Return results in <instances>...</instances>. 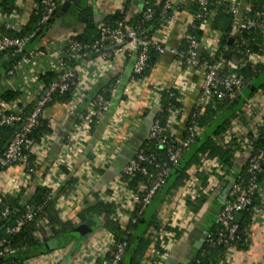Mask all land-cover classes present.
<instances>
[{"label":"trees","instance_id":"16d2710c","mask_svg":"<svg viewBox=\"0 0 264 264\" xmlns=\"http://www.w3.org/2000/svg\"><path fill=\"white\" fill-rule=\"evenodd\" d=\"M133 1L125 0L123 9L107 16L102 28L113 30L118 23L125 22L137 32L140 39L149 44L164 25L171 9L164 10V2L158 3L157 0H143L141 10L127 18ZM219 2L220 0H211L210 8L219 4ZM247 3L251 7V12L247 13L246 17L254 23V26L249 29H242L234 36L229 35V30L227 32L221 30L223 21L230 20L229 15L222 7L218 8L215 16H211L209 13L204 16L200 8L192 4L191 14L196 18L188 25L186 37L200 43L202 36L200 26L203 22L209 23L212 31L221 33L217 44L218 51L214 56L209 55L207 50L200 46L198 53L199 64L193 70L196 73L203 72L202 74H204V66L206 65L222 63L223 67L216 72L217 82L212 84L205 92H200L199 95H205L206 103L196 109L192 107L185 119L183 129H180L178 124L171 127L169 125L172 112L177 113L175 120L178 123L181 118L183 105L182 96L178 90L170 89L158 92L160 110L154 116L153 123L163 128L164 132L160 135V138L146 139L135 153L132 159L137 163L138 170L133 173L120 174V181L125 184V188L137 196V202L129 212L130 219L128 222L122 226L115 219L119 209L117 204L113 201L103 202L99 199L94 200L92 203L83 202L75 215L78 224L73 223L71 220H62L56 207L57 202L60 198H67L73 193L77 182L66 171L65 166L61 165L59 168L65 171L67 179L63 186L55 192L39 186L34 187L29 192L28 188L30 187L27 186V188H21L15 194L5 193L0 195V241L4 240V247L13 251L11 254L6 253L0 257V264H25L31 258L66 247L73 248L77 253L79 248L86 243L87 234L92 229V227H87L86 225L89 221H93L95 225L100 224L99 228L112 237L113 246L110 251L103 254V259H111L117 254L121 257L124 248L128 246L127 254L121 264H159V257L165 253V250L161 247L163 242L158 237H154L163 225L157 217L158 208L164 204L171 207L170 202L172 199L177 196L178 191L190 180L188 172L193 166L197 167L204 162L216 159L221 169L229 174L236 162V147H221L217 142V138L227 132L234 120L243 119L241 112L243 99L240 98L237 103H232L230 107L229 104L236 98V93L230 94L223 100H218L214 92L219 89V83L230 73H236L245 80V88L242 92L243 97H252L256 92H260L264 97V66L249 62L252 55H261L264 48L263 21L255 18V12L264 7V0H247ZM36 5L37 8L34 15L18 31L0 28V41L4 39H27L24 53L25 50L32 49L35 42L49 29L53 20L49 18L46 22H42L43 7L41 0H36ZM147 9L150 10L149 19L145 18ZM0 10L7 15L15 11L16 7L12 0H1ZM91 27L92 24L89 21L84 34L73 38L85 47L81 58L64 59L63 70L56 73L48 71L38 77V82L42 89L47 90L51 85L58 83L59 77L64 71H70L71 73L66 82L68 85L66 90L56 88L45 98L42 116L38 120V125L29 134L32 145L26 148L24 154L26 155L27 163L25 171L30 176V182L37 174L43 176V169H46L48 165L35 164V157L29 150L39 145L44 137L52 135L48 121L49 117L45 118V116L49 115L48 111L54 106L65 108L72 100L74 90L78 85V77L74 69L89 59L94 52L92 45L102 33L101 28L92 38L91 33L88 31ZM188 38L184 40L180 51L179 60L182 71L187 69L186 52L190 42ZM229 39H232L231 44L228 43ZM71 41L72 38L66 41L65 50H67ZM105 43L108 47L112 45L109 39ZM106 48L102 51L109 57L111 52H106ZM225 51L229 52L228 57L223 55ZM17 54L18 52L15 48L0 53L1 79H11L17 74V62L19 60L14 61ZM161 54L153 46L148 45L147 60L143 71L138 75L132 74L131 77L135 80L143 81L156 65ZM231 66H233V69ZM121 82L113 78L97 93L87 96L93 108V114L89 117L90 134H94L99 129L110 105L114 106L123 99L122 96L120 97V93L123 92V88L119 87ZM23 96V91L12 89L5 90L0 94V102L8 106L15 104V107L21 110L18 114L20 118L18 122H13L9 125L0 124V156L17 134L24 119L35 104V102H31L22 108L20 103L23 101ZM105 107L107 108L106 110H104ZM0 111V122L3 117L12 114L9 110L0 109ZM189 127H194L197 130V136L190 135L188 132ZM178 138L189 141L187 150L175 142ZM257 147L264 150V133L259 136ZM175 150L182 154V158L176 164L169 159ZM140 156L145 158V160H139L138 157ZM18 165L0 166V175L5 174L8 169ZM19 166L22 171L23 167ZM142 168L145 169V173L140 170ZM243 176L246 182L249 176L244 173ZM196 177L201 182V186L206 185L207 176L204 172L196 173ZM256 183L258 190L252 197V204L242 214L238 223L236 239L228 244L217 243V236L224 229L218 224H208L205 231L206 234L210 235V241H203L202 246L195 250V255L191 259L190 264H219L228 248L232 247L239 251L247 249L249 226L252 222L254 210L262 207L259 194L264 188V170L257 177ZM156 184H159L160 188L156 190L150 204L141 211L143 197ZM141 189L142 191L139 192ZM205 201L206 197L201 195L194 201L188 200L186 206L192 214H197ZM27 207L31 210L32 218L24 222L18 233L7 235L5 230L22 218ZM5 210L8 211V214L2 216ZM47 228L49 229V234L46 231ZM164 230L172 232L174 240H179L181 237L179 226L172 228L166 226ZM204 237L205 234L203 239ZM132 238L134 240L131 242ZM163 241L166 242V239ZM152 250L159 253L155 260L149 259V254Z\"/></svg>","mask_w":264,"mask_h":264},{"label":"crops","instance_id":"0c3cea01","mask_svg":"<svg viewBox=\"0 0 264 264\" xmlns=\"http://www.w3.org/2000/svg\"><path fill=\"white\" fill-rule=\"evenodd\" d=\"M75 1L73 0L71 7L64 15L54 14L49 29L31 49L42 53L41 58L37 59L35 64L30 67L32 70H36L39 75L48 71L58 72L56 61L64 50L66 41L83 35L89 21L92 27L88 31L93 38L102 28L107 16L123 9L125 0H78L80 2L78 10L74 8ZM136 1L138 4H132L127 18L141 10L143 0ZM165 1L167 0H157L158 3ZM169 1L173 6L170 15L154 37L162 43L163 52L156 65L140 84L134 86L129 84L137 52L130 48L118 52L113 46L108 47L106 52H111V55L105 60H102L99 55H90L87 61L80 64L79 78L82 79L80 84L82 88H79L81 91L76 97V103L65 108L54 106L48 111L49 115L45 116L46 119L49 117L52 135L49 137L46 154L41 163L45 166L48 165L46 169H43V175L46 176L52 172L54 181L58 183L62 180L60 185L63 186L67 179L65 171L59 168L63 165L77 182L73 193L67 198H60L57 202L59 216L64 221L71 220L78 224L75 215L83 202L92 203L96 199L103 202L113 201L120 207H128L130 203L129 191L118 182L117 178L148 137L154 116L160 110L159 91L175 89L183 95H181L183 108L178 126L183 129L185 125V119L195 103L203 82V72L196 73L191 70L186 73L180 69V51L187 38V27L193 20L192 0ZM12 2L16 7L15 11L5 15L0 10V28L18 31L34 15L37 8L36 0H12ZM200 30L202 31L199 43L201 48L208 51L207 42L210 40L217 46L221 37L220 32H215L214 36L209 38L211 31L209 23L200 27ZM24 73L25 70L17 71V74L11 79L0 78V94L8 89L23 91L24 98L20 103L22 108L28 103L35 102L46 92L40 84L36 88L29 89L26 80H24ZM113 78L122 81L119 87L123 89L129 85L128 93H120V97H123L122 100L127 98L128 105L122 106L120 104L122 100L114 106L110 105L99 129L94 134H90V129L87 132L86 123L89 126V117L93 114V108L87 96L97 93ZM15 106L14 104V110H18ZM21 173V167L18 165L8 169L5 174H1L0 192L11 190ZM259 195L262 203L261 213L258 216H252L247 249L239 251L235 248L231 250L228 248L219 264L264 263V188ZM175 200L176 197L170 202L171 207L162 205L157 211V217L163 224L157 234L161 232V235H164L162 241L166 239V243L169 242L171 245L168 250L164 249L165 253L159 257V264L190 263L195 255V250H197L194 248V244L200 240L204 241L205 225L211 224L212 217L210 219L203 218L201 221L192 219L187 224H185L186 221L174 217L176 203L173 201ZM166 226L170 228L179 226L181 232L179 240H174V234L164 230ZM91 227L86 242L93 237L100 236L104 240L100 246L103 253L106 252L113 244L112 238L99 228L100 224ZM58 250L63 251L64 255L61 261L67 259V264L80 256L79 253H81L80 248L77 253L70 247ZM149 259L155 260L156 258L149 257Z\"/></svg>","mask_w":264,"mask_h":264},{"label":"built area","instance_id":"2783aa9c","mask_svg":"<svg viewBox=\"0 0 264 264\" xmlns=\"http://www.w3.org/2000/svg\"><path fill=\"white\" fill-rule=\"evenodd\" d=\"M63 1L64 0H41V5L43 7L42 22H46L50 18V16L53 15L56 7L59 6ZM210 1L211 0H192V3L200 8L202 15L204 16H206L208 13L211 16H215L218 12V8L222 7L230 17V36L236 35L242 29H249L254 26V23L246 17V14L251 12V7L247 3V0H220L219 4L214 5L212 8H210ZM172 7L173 6L171 1L167 0L164 2V10L172 9ZM149 14L150 10L147 9L145 16L146 19H149ZM195 18L196 17H192V19ZM255 18L261 19L263 21L264 28V7H262L261 10L255 12ZM205 25H207V23L203 22L200 27L202 28ZM101 32L102 33L99 39L92 45L93 51L100 52V58L102 60H105L107 58V55L104 54L102 50L108 47L105 45V42L108 39L112 43L110 47L113 46L114 49L118 52L123 51L125 48H130V50L136 51V58L132 66L133 75H138L143 71L147 60L148 45L153 46L160 53L163 52V47L161 45L162 43L160 41L153 38L148 44L144 40L140 39L137 32L125 22L118 23L116 28H114L113 30L102 28ZM214 33L215 32L211 30L209 32V38H212L214 36ZM189 40L190 42L186 52V73L195 69L196 66L199 64L198 53L200 51V44L193 39ZM26 41L27 39H4L0 41V53L11 48H15L18 53H21L19 61L17 62V71L25 70L24 80H26V85H28V88L31 89L33 87L36 88V86L39 85V73L36 70H32V68L30 67L35 64L37 59L41 58L42 53L37 50L31 49L27 51L25 50L24 53ZM84 48L85 47L82 44L72 38V41L70 42L67 50H65L64 46V50L62 51L59 58H57L56 68L58 72H60L64 68V59L81 58ZM207 48H209L207 52L211 56H214L218 51L217 46L213 44L211 40L207 42ZM249 62L251 64H260L264 66V48L262 50L261 55H252L249 59ZM81 65L76 66V68L74 69L78 77V85L74 90L72 100L69 102L68 105L76 103V97H78L79 91H81V89L79 88H82L80 85L82 79L79 78V74L81 73L79 67ZM222 67V63L204 66L203 82L200 86L198 96L193 106L195 109L201 105H205V95L201 96L199 94L200 92H205L212 86V84L217 82L216 72ZM231 68L233 69V66H231ZM70 76V71H64V73L59 77L58 83L51 85L42 97L37 98L35 100V104L32 110L24 119V122L19 128L17 134L7 145V148L0 156L1 167H7L13 164H19L23 167L22 173L16 179L17 181L15 182L13 188L8 191L0 192V195H4L5 193L15 194L21 188H27V186L30 187L28 188L29 192H31L33 188L37 186L41 188L50 189L52 192H55L61 188L60 182L62 180L56 183L53 178L54 174L52 172L48 173L46 176H41L40 174H37V176H35L34 179L30 182V176L25 171L27 168V163L26 155L24 154V152L28 146L32 145V142L29 138V134L38 125V120L42 116V112L45 105V98L56 88H59L60 90H66L68 86L66 82ZM141 82L142 80H135L132 77L129 80L130 86L140 84ZM219 85V89L214 92V95L218 100H223L227 98L230 94L234 93L240 94V98L243 99L241 107L243 119L234 120L231 123L227 132L217 138V142L221 147H236L235 165L231 169L229 174L221 169V166L219 165L216 159L204 162L197 167L193 166L188 172L190 180H188L185 186L178 191L176 200L173 201V203H176V211L174 209V217H178L184 220V222L186 221L185 224L190 223L192 219H195V221H201L203 218L210 219L212 217V219L210 220L211 223L218 224L224 229L223 232H220L218 234L217 243L228 244L229 242L236 239L238 224L233 222L234 217L236 214L242 215L252 204V197L258 190L256 183L257 177L262 174L264 170V150L257 147V141L259 140V136L264 133V97L261 95L260 92H256L252 97H243L242 92L245 88V80L242 76H239L236 73H230L222 82L219 83ZM128 86L127 88L125 87V89H123V92L125 94L130 91ZM179 94L182 95L181 93ZM120 104L122 106H127V98L126 100H122ZM0 109L9 110L12 112L11 115L2 118L0 122L1 125H9L13 122H18L20 120L18 116L20 110H14L13 105L8 106L0 102ZM106 109L107 108L105 107L104 110ZM176 114L177 113L172 112L170 115V127L178 124V121L175 120ZM86 126L88 132L89 126L87 123ZM163 132V128H161L158 124L152 123L149 128L147 139L160 138V135ZM188 132L190 133V135L197 136V130L194 127H189ZM49 137L50 136L44 137L39 145H37L34 149L29 150V152L35 157V164L39 165L42 163L43 157H45L46 154V146L49 142ZM161 142L163 141L161 140ZM175 142H177V144L185 150H187V148L189 147L188 140L178 138ZM181 158L182 154L175 150L170 155L169 159L172 163L176 164ZM138 159L145 160V158H143L142 156L138 157ZM136 170H138V165L134 159H131L128 164L124 167L122 172H120V174L133 173ZM140 170L143 173L146 172L143 168ZM201 172H204L207 176L205 186H201V182L196 177V173ZM243 173L248 174L249 176L246 182L244 180ZM120 174L117 178L118 182L125 186V184L120 181ZM231 178L233 179L231 188L224 202L220 204L218 203V198ZM159 186V184L154 185L143 197L141 211L150 204L151 199L153 198L156 190L160 188ZM141 191L142 189L139 192ZM129 194L130 203L128 207H120V205H118L119 209L115 216V219L122 226H124L130 219L129 212L137 202V196L130 193V191ZM201 195L206 197V201L197 214H192L189 208L186 206V202L188 200L194 201ZM164 205L167 206L166 204ZM122 210H125L126 212L123 213ZM260 213L261 208H258L254 210L253 215L255 217L258 216ZM6 214H8L7 210L2 213V216H5ZM31 218V210L27 207L25 210V214L22 216V218L18 219L13 226L7 228L5 230V233L7 235L18 233L20 231V228L23 226L24 222L30 220ZM207 226L208 224L205 225V228ZM48 230L49 229L47 228L46 231L49 234ZM204 234V241H210V235L206 234V231ZM107 235L110 236L109 234ZM163 236L164 235H161V232L155 234V237H159V240L161 241ZM103 241L104 240L100 236L96 238H91L82 246L83 248L80 247V256L70 261L68 264H118L120 260L119 254L115 255L111 259H103V254L105 252L103 253L102 248L100 246ZM4 243V240L0 241V257H2L6 253H13L12 250L4 247ZM112 246L113 244L110 246L109 249H107L106 252L110 251ZM161 247L163 249L168 250L169 248H171V245L169 242H163V244H161ZM231 249L233 248H230V250ZM63 255V251L54 250L43 256L31 258L26 261L25 264H58L61 261ZM158 256L159 253L153 250L149 254V257L154 259ZM97 260L99 261L97 262Z\"/></svg>","mask_w":264,"mask_h":264},{"label":"water","instance_id":"95a60500","mask_svg":"<svg viewBox=\"0 0 264 264\" xmlns=\"http://www.w3.org/2000/svg\"><path fill=\"white\" fill-rule=\"evenodd\" d=\"M72 2H73V0H64L59 6L56 7L55 12H56L58 15H60V16L64 15V14L68 11V9L71 7ZM133 3H134L135 5H137V4H138V1L134 0ZM79 5H80V2H79L78 0H76V1H75V5H74V8H75L76 10H78V9L80 8ZM53 17H54V16H51L50 19H53ZM229 27H230V21H229V20H224L223 23H222V26H221V30H222L223 32H227V31L229 30ZM228 43L231 44V43H232V39H229V40H228ZM92 55H93V56L100 55V52H95V53L92 54ZM223 55H224L225 57H228V56H229V52H228V51H225ZM20 56H21V53H18L17 56L14 58V61H18V59L20 58ZM239 98H240V94H237L236 98H234V99L230 102L229 107L232 105V103H237L238 100H239ZM232 183H233V179L231 178V179L229 180L228 184H227V185L225 186V188L223 189L221 195L219 196V198H218V203L222 204V203L224 202V200H225V198L227 197V194H228V192H229V190H230V188H231ZM241 217H242L241 214H236L235 217H234L233 222L236 223V224H238L239 221H240V219H241ZM86 225H87V227H91V226H94L95 223H94L93 221H89V222H87ZM133 240H134V238L131 239V242H132ZM202 244H203V240H200V241H198V242H196V243L194 244V248L198 250V249L202 246ZM127 251H128V246H126V247L124 248V251H123L122 254H121L120 261H119L118 264H121V262L124 260L126 254H127ZM58 264H67V260H66V259H63V260L60 261Z\"/></svg>","mask_w":264,"mask_h":264},{"label":"rangeland","instance_id":"374dc122","mask_svg":"<svg viewBox=\"0 0 264 264\" xmlns=\"http://www.w3.org/2000/svg\"><path fill=\"white\" fill-rule=\"evenodd\" d=\"M51 17V16H50Z\"/></svg>","mask_w":264,"mask_h":264}]
</instances>
